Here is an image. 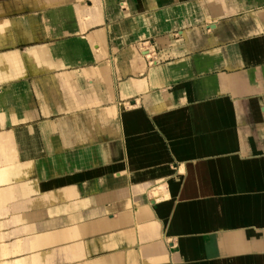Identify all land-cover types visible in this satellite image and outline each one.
<instances>
[{"label": "crops", "instance_id": "1", "mask_svg": "<svg viewBox=\"0 0 264 264\" xmlns=\"http://www.w3.org/2000/svg\"><path fill=\"white\" fill-rule=\"evenodd\" d=\"M0 264H264V0H0Z\"/></svg>", "mask_w": 264, "mask_h": 264}, {"label": "bare ground", "instance_id": "2", "mask_svg": "<svg viewBox=\"0 0 264 264\" xmlns=\"http://www.w3.org/2000/svg\"><path fill=\"white\" fill-rule=\"evenodd\" d=\"M157 192V191H156Z\"/></svg>", "mask_w": 264, "mask_h": 264}]
</instances>
